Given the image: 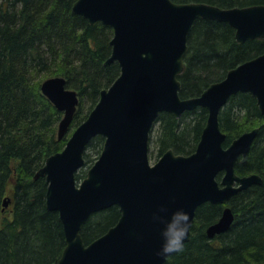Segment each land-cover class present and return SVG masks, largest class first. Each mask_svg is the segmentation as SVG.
<instances>
[{
  "label": "water",
  "instance_id": "water-1",
  "mask_svg": "<svg viewBox=\"0 0 264 264\" xmlns=\"http://www.w3.org/2000/svg\"><path fill=\"white\" fill-rule=\"evenodd\" d=\"M73 12L91 23L113 27L106 64L117 61L121 72L101 91L98 103L65 147L50 155L35 175L46 177L47 207L59 212L66 235L67 245L57 264H166L172 253L157 255L163 225L151 219L161 203L170 210L186 209L193 225L200 205L226 204L263 182L258 173L242 176L235 169L253 148L260 127L243 132L226 146L220 114L232 95L247 92L257 99L264 116V52L231 68L197 96L181 97L179 76L188 36L198 18L228 22L239 42L264 38V3L221 7L202 1L76 0ZM66 82L58 75L41 83L42 93L63 111L60 139L79 104L78 91ZM198 107L208 114L195 150L179 154L170 148L152 164L150 138L161 112L179 118ZM97 135L105 137L102 152L78 182L76 174L86 163L87 146ZM10 201L5 198L4 208ZM113 205L121 211L117 223L85 242L82 232L89 217ZM234 219L232 207L226 206L208 226L207 235L213 238L227 231Z\"/></svg>",
  "mask_w": 264,
  "mask_h": 264
},
{
  "label": "trees",
  "instance_id": "trees-1",
  "mask_svg": "<svg viewBox=\"0 0 264 264\" xmlns=\"http://www.w3.org/2000/svg\"><path fill=\"white\" fill-rule=\"evenodd\" d=\"M202 1L221 7L247 6L264 0ZM76 0H0V264H57L66 245L58 211L46 204L48 183L35 178L47 157L62 150L72 131L99 101L101 91L119 76L118 62L106 64L112 52L113 27L91 23L73 12ZM264 52V38L239 42L228 22L198 18L188 36L185 69L179 76L183 98L201 94L228 70ZM64 76L80 102L69 132L58 138L62 111L42 93L50 76ZM207 109L198 107L180 118L162 112L151 138L156 157L169 148L192 153L207 121ZM225 145L243 132L260 127L247 158L239 160V175L258 173L263 182L236 194L226 205L235 219L213 238L207 228L226 205L206 202L197 208L191 239L166 264H264V116L250 93L232 95L220 114ZM105 138L92 139L86 162L97 159ZM79 171L77 179L85 176ZM14 177V180H13ZM14 181L12 216L2 218L3 202ZM121 217L117 205L93 213L83 228L85 242L101 236Z\"/></svg>",
  "mask_w": 264,
  "mask_h": 264
},
{
  "label": "clouds",
  "instance_id": "clouds-1",
  "mask_svg": "<svg viewBox=\"0 0 264 264\" xmlns=\"http://www.w3.org/2000/svg\"><path fill=\"white\" fill-rule=\"evenodd\" d=\"M151 219L154 223L163 225L162 244L157 255L168 256L184 249L192 228L191 214L186 209L170 210L167 203H161L153 210Z\"/></svg>",
  "mask_w": 264,
  "mask_h": 264
},
{
  "label": "rangeland",
  "instance_id": "rangeland-1",
  "mask_svg": "<svg viewBox=\"0 0 264 264\" xmlns=\"http://www.w3.org/2000/svg\"><path fill=\"white\" fill-rule=\"evenodd\" d=\"M156 128H157V126L155 127V129ZM155 129H154V132H153V135L154 136L156 135V132H155L156 130ZM153 135H152V137H153ZM89 151L92 154L91 156H92L93 161L86 162L85 166L80 169V172L81 171H83V172L86 171V173H87V170L89 169V167L94 163V158L97 156V153H95L96 151H92L91 149L88 150V152ZM150 155H151L152 162H155L158 157H156L157 150H156V147H155V143L154 142H151ZM86 173H85V175H86ZM13 180H14V177H13ZM13 180H11V182H10V185H9V188H8L9 189V193L7 194L11 199L13 197V187H14V181ZM12 206H13V204L11 202V204L9 205V207L3 212L2 218H4V217H11L12 216Z\"/></svg>",
  "mask_w": 264,
  "mask_h": 264
},
{
  "label": "flooded vegetation",
  "instance_id": "flooded-vegetation-1",
  "mask_svg": "<svg viewBox=\"0 0 264 264\" xmlns=\"http://www.w3.org/2000/svg\"><path fill=\"white\" fill-rule=\"evenodd\" d=\"M103 149V148H102Z\"/></svg>",
  "mask_w": 264,
  "mask_h": 264
}]
</instances>
